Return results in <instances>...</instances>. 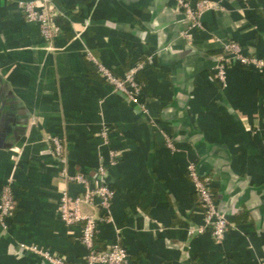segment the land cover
Here are the masks:
<instances>
[{"label": "crops", "instance_id": "0c3cea01", "mask_svg": "<svg viewBox=\"0 0 264 264\" xmlns=\"http://www.w3.org/2000/svg\"><path fill=\"white\" fill-rule=\"evenodd\" d=\"M184 1L209 3L200 29L178 0H53L63 32L49 42L16 0H0V193L10 183L17 201L0 264H49L39 251L86 264L82 228L66 226L59 203L83 191L71 177L100 170L114 198L98 247L119 244L129 264H264V71L224 51L237 42L264 60V0ZM139 64L147 113L97 71L123 77ZM197 162L231 224L222 243L199 232Z\"/></svg>", "mask_w": 264, "mask_h": 264}, {"label": "built area", "instance_id": "2783aa9c", "mask_svg": "<svg viewBox=\"0 0 264 264\" xmlns=\"http://www.w3.org/2000/svg\"><path fill=\"white\" fill-rule=\"evenodd\" d=\"M177 3V12L182 15L188 29H200L201 18L209 10V3L200 1L195 7L184 0H178ZM16 5L28 22L39 25L42 35L49 42L62 34L61 19L64 18V15L53 0H16ZM224 51L238 58L242 65L256 71H264V60L244 56L237 42L228 43ZM228 64L229 59L222 58L215 67L216 80L222 86L226 83ZM144 67V65L139 64L123 77L115 75L109 68L102 65L98 66L97 71L103 81L111 86L116 94L122 96L128 103L138 107L142 112L147 113L148 109L141 101L142 86L138 80V74ZM108 132L107 130L103 132L105 139L108 138ZM167 139L169 145L172 146L171 139ZM52 143L54 155L59 159L62 158L63 145L61 139L53 138ZM97 174L98 179L95 180H91L82 174L70 178L80 185L83 191L78 194H72L68 191L62 193L59 203L60 217L67 227L80 226L82 228L80 240L87 250L86 264H129L127 253L119 244H115L111 248H100L96 244L98 226L111 220V208L114 198V191L106 183L105 172L100 170ZM188 175L205 215V224L199 229V232L210 230L217 243L224 242L231 224L216 201L211 182L202 180L197 163L188 167ZM16 207L17 201L12 185L7 183L0 193V228L3 231L9 230V221L14 217ZM39 254L49 264H69L59 254L49 251H39Z\"/></svg>", "mask_w": 264, "mask_h": 264}, {"label": "trees", "instance_id": "16d2710c", "mask_svg": "<svg viewBox=\"0 0 264 264\" xmlns=\"http://www.w3.org/2000/svg\"><path fill=\"white\" fill-rule=\"evenodd\" d=\"M197 167H198V171H199V173H200V176H201L202 180H205V181L211 182V181H212V177H211L210 175L202 174V173L200 172V169H199V162H197ZM221 210H222V209H221ZM222 212H223V210H222ZM96 244H97V243H96Z\"/></svg>", "mask_w": 264, "mask_h": 264}, {"label": "water", "instance_id": "95a60500", "mask_svg": "<svg viewBox=\"0 0 264 264\" xmlns=\"http://www.w3.org/2000/svg\"><path fill=\"white\" fill-rule=\"evenodd\" d=\"M0 97H2V96H1V93H0ZM1 111H2V110H0V113H1ZM2 118L4 119V116H3Z\"/></svg>", "mask_w": 264, "mask_h": 264}]
</instances>
